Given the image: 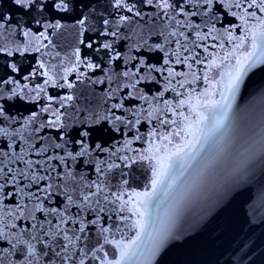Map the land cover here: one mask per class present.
Listing matches in <instances>:
<instances>
[{"label": "snow or ice", "instance_id": "snow-or-ice-1", "mask_svg": "<svg viewBox=\"0 0 264 264\" xmlns=\"http://www.w3.org/2000/svg\"><path fill=\"white\" fill-rule=\"evenodd\" d=\"M12 2L24 16L38 17L35 23L43 24V31L36 34L0 15V264H123L145 232V205L161 185L164 165L153 170L150 190L112 191L107 174L121 167L113 158L131 161V145L145 140L150 150L158 143L156 151L167 153L170 138L195 135L190 129L203 122L200 109L213 103L224 110L214 126L215 132L221 129L231 104L213 101V93L219 86L227 101L239 90L254 55L243 51L245 41L251 37L255 48L256 37L264 36L258 31L264 29V0H112L117 19H105L95 36L87 35V16L78 17L73 25L78 45L90 51L82 54L77 46L74 65L55 78L42 49L50 47V35L64 26L44 23V18L68 12L70 0ZM31 53L40 55L33 57L35 66L26 67L23 57ZM93 55L100 62L93 63ZM155 55L159 59L153 62ZM225 64L228 70L213 80V71ZM81 69L102 75L88 76ZM71 72H76V81L104 86L102 111L75 116L65 110L72 95H49V88L74 87L68 80ZM37 77L44 79L34 83ZM203 85L209 87L201 91ZM16 100L30 106L27 114L9 109ZM102 132L123 136V148L108 146ZM222 140L212 141L155 227L153 255L178 238L172 225L187 207L204 200L218 203L242 179L257 145L264 149V137L253 141L241 151L235 167L217 176L225 154ZM198 144L189 140L177 145L173 156L183 154L195 161ZM156 151L152 157L141 153L140 158L151 160ZM175 183L174 178L169 187ZM129 226L138 229L135 239L109 238ZM109 244L116 249L114 257L106 250Z\"/></svg>", "mask_w": 264, "mask_h": 264}, {"label": "water", "instance_id": "water-1", "mask_svg": "<svg viewBox=\"0 0 264 264\" xmlns=\"http://www.w3.org/2000/svg\"><path fill=\"white\" fill-rule=\"evenodd\" d=\"M70 5L68 12L44 18V23H60L64 26L55 35H50V47L42 49L47 53L44 60L48 62L54 78L57 74L62 76L65 68L74 65L73 53L77 46L81 47L82 54L84 51H90L78 45V28L73 27L77 24L78 17L87 16V28L91 29L87 35L95 36L96 31L104 27L105 19L112 21L118 16L116 9L112 6V0H70ZM17 7L12 0H0V15L10 16L13 21L31 28L36 34L43 31V24L35 23L38 17H26L23 15L24 10ZM61 15L63 16L60 17ZM249 23L253 24L255 21H249ZM258 31H264V29H258ZM240 34L238 30L236 35ZM252 43L251 37L245 41L243 51H254V55L245 71L239 90L229 95L227 101L223 100L219 86L216 93H213V101H221L224 107L231 104V107L227 109L228 116L224 118L219 131L215 132L214 126L221 120L224 110L213 103L200 109L203 122L198 128L190 129V132L195 135L170 138L172 143L167 145V153L156 151L159 148L158 143L150 150L149 142L145 140L133 142L131 148L135 151V155L127 152L132 156L131 161L113 158L121 167L113 168L107 174V181L112 191L124 189L128 193H143L150 190L153 170H160L161 164L164 165L161 185L153 199L147 201L145 205V232L130 250V255L123 264H264V149L261 145H257V148L253 150L242 179L233 183L218 203L209 204L207 200H204L187 207L172 225V232L178 238L170 239L162 250L155 255L152 254V233L155 227L160 225L169 205L181 190V186L191 177L201 156L211 146L212 141L223 137L221 143L225 146V154L216 168V175L222 176L239 163L243 149L253 141L264 137V36L256 37L255 48H252ZM226 47L229 45L226 44ZM57 53H59L58 56ZM242 54L237 53V55ZM39 55V53H31L23 57L24 66H35L36 60L33 57H39ZM17 59L20 57L17 56ZM90 59L93 63L100 62L99 56L93 55ZM151 59L155 62L159 56L155 55ZM81 70L87 72L88 76L102 75L99 70L95 72ZM227 70V64L214 70L212 79H221L219 73ZM43 79L44 77H37L34 83H41ZM68 80L74 82L72 89L65 86L48 90L49 95L57 98L72 95L73 99L65 108L68 113L78 116L81 113L88 115L103 110L102 89L104 86L92 85L87 79L83 82L76 81V72H71ZM207 87L209 85H203L201 91ZM8 107L13 113L27 114L30 106L16 100ZM36 110L39 111V108L37 107ZM183 111L186 115L188 114L186 109ZM161 132H164V129H161ZM101 135L108 146L123 148L124 137L119 133L102 132ZM212 135V141L206 144L205 141ZM189 140L192 143H196L197 140L200 142L197 148L193 149V153H200L196 160L193 161L183 154L173 156L176 146L185 144ZM201 145H204L203 149ZM125 151L119 152L118 155L123 157ZM154 151L156 156L151 160L140 158L141 153L146 157H152ZM165 156H167L166 159H160ZM89 178L93 177L90 175ZM174 178L176 183L169 187ZM135 220L136 218L132 217V222ZM137 231L138 229H131L129 226L124 232L109 238L127 242L136 238ZM106 250L110 257H114L116 249L113 245H106Z\"/></svg>", "mask_w": 264, "mask_h": 264}]
</instances>
